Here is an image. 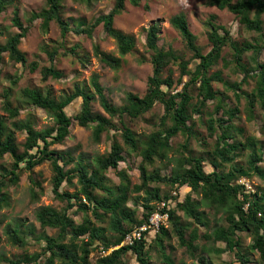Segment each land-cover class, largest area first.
Returning <instances> with one entry per match:
<instances>
[{"label":"trees","instance_id":"obj_1","mask_svg":"<svg viewBox=\"0 0 264 264\" xmlns=\"http://www.w3.org/2000/svg\"><path fill=\"white\" fill-rule=\"evenodd\" d=\"M72 1L89 6L94 0ZM126 1L137 7L141 0H112L111 10L99 15L92 23L65 19L63 0H44L43 8L29 13L24 22L15 9L10 26L0 25V36L6 37L0 44V75L5 56L30 72L38 69L37 62L27 63L20 49L22 40L35 22L39 23L43 33L54 23L62 39L70 34L91 39L94 29L101 25L104 34L115 42L120 58L103 52L97 44L93 45V54L100 63L118 70L121 57L136 53L135 38L114 27V20L125 10ZM11 4V0H0V14ZM206 5L233 14L247 31H263L264 0H207ZM168 23L180 36L184 50L159 46V28L150 26L145 31V55H139L140 62L149 63L152 69L146 91L142 97L127 93L121 106L112 104L96 76L90 78L89 85L75 83L71 92L58 99L49 91L24 87L19 94L23 103L53 118L51 127L38 131L31 117L18 120L20 107L13 103V90L6 88L1 92L0 106L7 119L0 116V210L9 206L8 190L18 185L24 173H29L31 202L39 200L43 189L33 177V171L45 163L52 171V194L63 205L59 211L48 206L37 210L35 217L40 227L56 230L54 236L42 234L35 240L39 252L3 259L4 264H91L93 252H107L117 246L131 229L144 223L163 202L174 204L173 208H167L169 219L166 227L162 226L157 233L147 234L131 247L100 256L96 264H126L127 254L139 264H151L153 250L158 253L157 258L162 264H175L167 251L172 237L193 259L191 264H212L209 254L197 243L200 239L223 244V248L212 252L217 255L228 252L237 264H264V188L249 191L239 183L241 179L249 181L253 177L264 183L263 146L255 137L245 135V129L238 123V106H232L227 95L230 91L236 102L240 99L245 101L246 121L264 117V63L256 61L264 44L233 41L229 31L216 23L215 16H210L206 22L210 50L204 54L205 49L197 44V37L191 32L184 14L173 15ZM10 29L15 31L11 33ZM58 48L63 56L73 57L81 63L88 61L86 54L81 55L76 50L77 45L68 49L65 43H61ZM225 49L231 59L226 66L231 65L234 74L243 75L238 83L223 80L220 72L208 74L219 60L224 59ZM44 52L49 65L41 67V81L62 79L63 73L54 65L57 48H45ZM247 52H253L254 67L247 68L242 63ZM187 54H190L189 59ZM171 65L180 71L175 81L169 74L165 76ZM19 79V76L11 79V85L16 86ZM249 79L254 86L249 91L242 90ZM214 83H220L223 91L215 90ZM74 102L78 103L77 111L69 116L66 110ZM94 103L99 104L105 115L94 111ZM208 103H212L210 112L207 111ZM156 104L163 108L161 117L151 123L149 135H137L131 124L143 120ZM192 114L197 115V120ZM72 121L81 128L91 127L96 143L103 134L114 132L112 138L108 137V153L98 157L93 165L84 163L81 157L74 159L70 150L52 149L62 145L70 136ZM197 126L203 128L206 135ZM16 132L24 133L22 143L17 142ZM178 135L184 137V142L176 150L175 168L168 175L149 171L156 160L163 161L174 152L171 140ZM192 142L198 149L196 152L191 148ZM126 156L140 158L137 165L140 183L132 188L126 171L118 169ZM5 157L10 160L9 164H4ZM240 159H244V165L238 161ZM71 165L73 167L67 170ZM110 169L119 180L117 185L106 177ZM74 179L80 187L77 193L61 190L62 184H71ZM158 186L178 193L183 188L190 191L179 201L178 195L161 194ZM132 191L139 194L132 200L136 209L128 206ZM193 195L199 196L200 200H195ZM203 203L209 209L224 210V217L223 224L200 235L198 227L209 228L206 214L199 211ZM179 212L191 223L182 222ZM81 214L84 215L81 222L76 223L74 217ZM105 223L113 233L111 238L105 237L106 228L102 227ZM192 225L195 227L191 228ZM4 233L12 246L21 249L27 246V235L20 226H6ZM243 237L251 239L247 247H244ZM252 253L257 255L255 263L250 259Z\"/></svg>","mask_w":264,"mask_h":264},{"label":"rangeland","instance_id":"obj_2","mask_svg":"<svg viewBox=\"0 0 264 264\" xmlns=\"http://www.w3.org/2000/svg\"><path fill=\"white\" fill-rule=\"evenodd\" d=\"M12 4L5 12L0 14V25L10 26V20L13 15V11L16 9L19 17L24 22L26 17L31 12H37L44 6V0H11ZM207 0H141L139 6L134 7L128 1L125 2V10L115 18L114 27L119 31L131 35L136 41V53L129 54L121 57V66L118 70H112L104 64L100 63L93 54V45L97 44L99 48L116 58H120L117 52L115 42L108 38L101 25L94 29L92 38L86 36H76L70 34L65 39H62L58 27L51 23L48 31L43 33L39 28V23L35 22L34 27L29 31L27 36L22 40L20 45L21 51L25 54L27 63L37 62L38 69L34 72H30L28 68H24L21 65L10 62L7 56L4 57V64L1 66L0 75V94L6 88H11L15 95L13 103L15 106L20 107V114L18 120L24 121L30 117L33 120L35 130H43L53 125V118L50 117L44 111L27 106L19 98L20 90L24 87L40 88L43 91H49L51 95L58 99L65 93H69L73 89L75 83L89 85V80L92 76H96L100 85L104 88L105 94L115 106H121L125 102L127 93L137 94L142 97L146 91L147 78L151 75L152 69L149 63H141L139 55H145L144 43H145V31L152 25H157L159 28V46L172 47L178 51H183V43L178 33L173 30L168 21L173 15L182 13L185 15L191 32L197 37V44L204 47V54L210 50V45L207 40V27L206 22L210 16L216 17V23L224 26L228 31L233 41L241 44L244 42L264 44V24L263 31L261 33L247 31L243 26H240L235 16L227 11H220L214 7L206 5ZM64 7V18L67 20H78L82 19L86 23H92L95 18L99 15L108 13L112 8V0H94L91 5L82 3H75L72 0H63ZM264 21V19H263ZM15 30L10 29L13 33ZM5 36H0V44L5 41ZM61 43H65V46L70 49L75 45L78 46L76 49L82 54H86L88 61L81 63L70 56H63L61 50L58 48ZM52 47L57 48L58 55L54 60L55 68L63 73V78L59 80L48 79L45 82L41 81L40 69L41 67L48 66L49 61L47 55L44 52L45 48L51 49ZM187 59L190 58V54L186 55ZM223 60H219L217 65L211 68L208 74L220 72L223 80L233 83L240 82L243 75L238 73L234 74L232 66H226V62L230 61L228 50L225 49L223 53ZM253 52H247L243 55L242 63L249 67H254ZM256 61L260 64L264 63V47L256 57ZM192 67V66H190ZM170 72L168 74L175 81L179 76V69L177 66H170ZM19 76V82L16 86H12L10 83L11 79ZM254 86V82L250 79L248 84L243 85L242 90L249 91ZM180 88V87H179ZM213 88L215 90L223 91V86L220 83H214ZM227 95L230 98L232 106L237 105L240 111L239 125L245 129L246 136L255 137L263 146L262 148V159L261 163L264 166V117H258L257 120L249 122L246 121L245 101L240 99L236 102V99L232 92H228ZM195 102V100H194ZM78 103H72L66 110L69 116H72L77 111ZM212 103H208L207 111H211ZM95 112L103 114V110L98 103L93 104ZM163 113V108L160 104H156L153 109L144 116L141 121H136L131 124L132 129L137 135H149L151 123L156 122ZM0 116L7 119V115L2 111L0 106ZM193 119L197 120V115L192 114ZM197 129L206 135L203 128L197 126ZM17 142L22 143L24 140V133H15ZM114 132L111 131L108 134H103L98 143L93 140L92 128H81L74 121H72L70 128V136L65 140L62 145L54 146L52 149L59 151L70 150L73 154L74 159L81 157L84 163L93 165L94 161L108 153L110 147V140ZM118 142L120 140L116 137ZM184 142V137L181 135L176 136L171 140V144L174 148V152L167 155L163 161L156 160L154 165L149 168V171H158L161 175L170 174L171 170L175 168V160L178 158L176 150L179 145ZM191 148L194 152L198 149L191 143ZM247 153V152H246ZM140 158L136 156H126L124 163H120L118 166L119 170H125L129 180L130 188L138 185L139 172L137 165ZM243 165L245 164L244 159L238 160ZM10 160L8 157L4 158V164H9ZM73 166L67 168L71 169ZM29 173H24L17 186L11 187L8 190L9 193V206L0 210V264L3 259L21 258L24 255L31 256L39 252V248L35 245V240L42 234L47 236H54L56 230L42 229L36 220L35 214L40 207H52L55 210L62 209V203L55 200L52 194L51 178L52 171L49 164L45 163L33 171V177L36 181L41 183L43 194L37 202H31L30 200V184L28 181ZM106 177L111 181L112 184L117 185L119 183L113 170L106 172ZM243 180V179H241ZM246 181L251 190L254 191L257 187L264 188V183L257 177H253L251 180ZM153 187V186H152ZM79 184L77 180H72L71 184H62V191H66L70 194L77 193L79 191ZM161 194L169 193L172 196H177L181 201L184 196L189 193V188H183L180 192L170 190L165 186H158ZM131 203L128 204L130 209H136L133 206L132 200L137 195L133 191L130 193ZM195 200H200V197L193 195ZM166 203V202H165ZM167 205V203H166ZM173 208L174 204L168 205ZM140 212L141 210L138 209ZM199 211L206 214L209 221V228L205 229L198 227V233L200 235L204 233H210L215 227L223 224L224 210L216 211L209 209L203 203L199 207ZM140 213H138V216ZM181 217V221L184 223H191L190 219L185 218L183 213H178ZM83 214L74 217L76 223H80ZM6 226L10 227H21V230L27 235V246L23 249L12 246L6 238L4 229ZM99 226V225H97ZM106 228L105 237L111 238L113 233L108 229L107 223L102 225ZM195 227L192 225L191 228ZM30 234V235H29ZM244 247H247L251 243L250 237H243ZM198 245L201 249L209 254L212 264H237L234 256L228 252H224L221 255L213 253L212 250L223 248L224 245L221 243L213 244L212 242H205L199 240ZM168 253L173 259L175 264H191L193 259L178 245L175 237H172L169 242ZM158 253L154 250L151 253V264H162L157 258ZM101 256V252H93L90 255V263L96 264V260ZM126 264H139L135 258L130 254H127ZM158 259V260H157ZM251 262L255 263L257 255L252 253L250 256Z\"/></svg>","mask_w":264,"mask_h":264},{"label":"built area","instance_id":"obj_3","mask_svg":"<svg viewBox=\"0 0 264 264\" xmlns=\"http://www.w3.org/2000/svg\"><path fill=\"white\" fill-rule=\"evenodd\" d=\"M239 183L247 190L252 191L246 181L240 180ZM167 208L168 205L166 203H160L144 223L131 229L117 246L110 248L107 252L102 251L101 256H105L122 247H131L140 242L147 234L157 233L162 226L166 227L169 219Z\"/></svg>","mask_w":264,"mask_h":264}]
</instances>
